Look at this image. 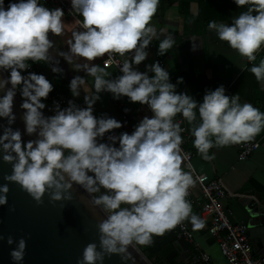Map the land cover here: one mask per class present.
Returning a JSON list of instances; mask_svg holds the SVG:
<instances>
[{
  "label": "clouds",
  "instance_id": "clouds-1",
  "mask_svg": "<svg viewBox=\"0 0 264 264\" xmlns=\"http://www.w3.org/2000/svg\"><path fill=\"white\" fill-rule=\"evenodd\" d=\"M245 11L232 17L231 23L212 20L208 28L231 48L246 57L257 59L264 47V0H235ZM160 0H71L74 13L82 16L80 28L72 33L67 51L53 55L55 42L49 33L60 36L65 31V10L49 8L41 0H0V118L7 125L0 135L3 160L12 165L4 180L18 184L37 203L46 194L52 201H72L73 189L79 186L99 208L104 219L98 222L99 244L88 243L77 264H104L105 256L119 255L124 264H135L130 248L149 245L154 235H162L185 220L194 229L205 221L193 212L187 199L195 179L182 167L185 159L182 133L186 130L175 118L178 114L192 125L193 143L205 160L215 154L210 150L249 142L264 131V111L250 102H241L238 93L226 94L224 85L206 91L203 101L187 92H178L170 72L157 60L138 66L148 56V48L158 39V55L175 46V37L159 32L152 18ZM193 41V50L198 46ZM119 54L114 61L122 73L113 78L97 58ZM62 57L77 72L69 84L74 97L84 89L86 107L74 100L67 107L55 102V114L46 115L45 100L54 90L46 75L27 71L32 63L44 62L52 72L63 74L57 59ZM83 58V62H77ZM264 84V59L249 69ZM154 73V75H150ZM94 78V91H87V77ZM183 82V77L178 78ZM9 85H11L9 87ZM115 99L127 96L132 102L150 107L131 133L110 134L123 122L115 117L94 114V105L102 92ZM23 97L21 108L26 133L36 139L23 140V132L14 129V100ZM127 111V109H126ZM197 111L199 122L197 123ZM107 135V140L105 136ZM9 183L0 184V206L8 204ZM0 239H4L0 236ZM13 264H23L28 242L7 237Z\"/></svg>",
  "mask_w": 264,
  "mask_h": 264
},
{
  "label": "crops",
  "instance_id": "crops-1",
  "mask_svg": "<svg viewBox=\"0 0 264 264\" xmlns=\"http://www.w3.org/2000/svg\"><path fill=\"white\" fill-rule=\"evenodd\" d=\"M64 1L72 6L71 0ZM41 2L44 3L42 0ZM9 3L10 0H7L5 5ZM246 9L247 5L240 8L235 0H160L151 23L156 26L158 32L161 29L164 30L160 36L161 39L164 35H172L176 43L168 50V53L160 56L158 55L160 41L154 39L148 48L149 56L138 66L139 70L147 71L145 66L158 60L170 72L171 82L177 84L178 92H187L197 101L202 102L207 90H214L224 85L229 95L238 93L242 103L250 102L264 111V84L258 82L249 70L253 63L258 64L261 59H264V47H261L255 61H248L237 50L231 48L228 42L220 40L216 33L208 28L212 20L231 23L233 16ZM77 15L79 20L65 15V31L60 36L49 33L50 39L55 42L53 55L59 50L67 51L72 33L82 30L80 24L83 18L79 13ZM191 39H196L198 47L195 50H193ZM117 55L123 61L124 57ZM57 59L64 69L63 74L52 72L51 67L44 62L41 74L46 75L54 84V91L67 93L80 107H86L84 89L80 97H74L69 88L70 81L75 75L83 76L86 73L73 70L62 57L57 56ZM104 60L105 57L97 58L94 63L105 67ZM77 62H83V58H78ZM107 70L113 73V78L121 75L120 71L114 67ZM179 77H183V82H178ZM93 85L94 78L87 77L89 93L94 91ZM100 95L101 99L94 105V114L98 117L103 114L115 117L123 122L122 128L129 133L134 131L135 126L140 122L136 118L140 102H132L127 96L115 99L113 94L107 91ZM197 117L198 123V111ZM175 119L186 129L187 147L195 154L193 165L197 173L206 175L210 180H219L223 184L226 197L222 203L226 209L232 211L231 221L234 224H246L242 201L256 197L264 201V131H261L254 140L243 142L259 143V149L247 160L239 159V147L243 143L214 147L210 150V154L214 153L215 158L205 160L194 146L192 125L181 114H178ZM192 191L193 212L205 221V226L194 229L190 220H185L198 246L190 244V247L198 254L203 264H206L201 257L203 254L211 258L212 264H228L220 252L218 240L209 233V223L201 215L202 196L199 187L194 185Z\"/></svg>",
  "mask_w": 264,
  "mask_h": 264
},
{
  "label": "water",
  "instance_id": "water-1",
  "mask_svg": "<svg viewBox=\"0 0 264 264\" xmlns=\"http://www.w3.org/2000/svg\"><path fill=\"white\" fill-rule=\"evenodd\" d=\"M4 77H7L6 73L0 72V78ZM3 94L0 91V95ZM22 102L17 93L14 100L17 119L12 127L20 129L24 133L23 140L27 142L37 136L26 133L25 110L20 106ZM44 102L45 114H55V107ZM6 125L7 119L0 118V135ZM11 171L12 165L3 160V153L0 152V184L9 183L10 186L8 204L0 206V236L4 237L0 239V264H13L10 251L15 245L7 243L8 236L15 237L17 241L21 237L27 240L23 264H77L88 243L99 244L98 222L106 217L99 208L92 206L90 197L82 188L75 186L72 201H52L46 194L43 204H39L18 184L4 180V175ZM241 204L253 254L264 259V201L256 197ZM143 246L152 252L158 264H203L190 244L172 230L154 235L153 242ZM130 251L135 264H155V260H150L138 245ZM104 264H124V261L119 255H106Z\"/></svg>",
  "mask_w": 264,
  "mask_h": 264
},
{
  "label": "built area",
  "instance_id": "built-area-1",
  "mask_svg": "<svg viewBox=\"0 0 264 264\" xmlns=\"http://www.w3.org/2000/svg\"><path fill=\"white\" fill-rule=\"evenodd\" d=\"M50 8L62 7L65 10V15L79 20L77 13L71 11L72 6L68 5L64 0H42ZM260 52V49L256 52V55ZM105 60H109L110 63L107 68L114 67L120 71L114 61L123 62L117 54L113 56H105ZM104 60V62H105ZM105 64V63H104ZM43 62L32 63V67L27 71L41 73ZM8 76L9 73L5 72ZM121 73V72H120ZM122 74V73H121ZM227 90V89H226ZM226 94L229 95L227 90ZM23 99V97L18 93ZM73 98L61 91H52L49 97L45 100L55 107V102H59L61 107H67L68 102ZM153 113L150 107L146 104L139 106L136 118L141 121L145 116H152ZM127 131L124 128L115 129L110 134L119 135L120 133ZM128 132V131H127ZM107 135L105 140H107ZM184 142L182 144L183 153L185 159L182 167L186 171H190L195 179V184L200 189L202 201H201V215L209 223V233L218 240L219 249L222 256L227 260L228 264H264V259H260L253 254L252 244L247 236L246 224H234L231 221L232 211L226 209L223 205V199L226 197V190L223 184L219 180H210L206 175L197 173L193 165L195 154L187 147V138L185 131L182 133ZM259 149V143H243L239 147V159L247 160L249 157ZM192 187L189 189V195L187 199L193 202ZM179 238L185 240L189 244L195 243L194 236L188 228L185 221L177 225L174 229ZM202 260L206 264H212L211 258L203 254Z\"/></svg>",
  "mask_w": 264,
  "mask_h": 264
},
{
  "label": "trees",
  "instance_id": "trees-1",
  "mask_svg": "<svg viewBox=\"0 0 264 264\" xmlns=\"http://www.w3.org/2000/svg\"><path fill=\"white\" fill-rule=\"evenodd\" d=\"M140 248L141 246L138 245ZM144 254L150 259V260H153L154 259V256L152 254L151 251H149L147 248L145 250H143ZM155 264H158L157 262H155Z\"/></svg>",
  "mask_w": 264,
  "mask_h": 264
},
{
  "label": "rangeland",
  "instance_id": "rangeland-1",
  "mask_svg": "<svg viewBox=\"0 0 264 264\" xmlns=\"http://www.w3.org/2000/svg\"><path fill=\"white\" fill-rule=\"evenodd\" d=\"M142 250H145L146 248L143 245H140Z\"/></svg>",
  "mask_w": 264,
  "mask_h": 264
},
{
  "label": "flooded vegetation",
  "instance_id": "flooded-vegetation-1",
  "mask_svg": "<svg viewBox=\"0 0 264 264\" xmlns=\"http://www.w3.org/2000/svg\"><path fill=\"white\" fill-rule=\"evenodd\" d=\"M153 260H155V259H153ZM155 262H157L156 260H155ZM158 263V262H157Z\"/></svg>",
  "mask_w": 264,
  "mask_h": 264
}]
</instances>
